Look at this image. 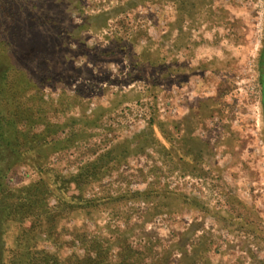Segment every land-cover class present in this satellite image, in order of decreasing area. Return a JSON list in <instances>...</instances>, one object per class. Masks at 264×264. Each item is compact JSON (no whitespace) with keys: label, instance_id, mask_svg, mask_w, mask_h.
I'll return each mask as SVG.
<instances>
[{"label":"rangeland","instance_id":"obj_1","mask_svg":"<svg viewBox=\"0 0 264 264\" xmlns=\"http://www.w3.org/2000/svg\"><path fill=\"white\" fill-rule=\"evenodd\" d=\"M97 255L264 264V0H0V264Z\"/></svg>","mask_w":264,"mask_h":264},{"label":"trees","instance_id":"obj_2","mask_svg":"<svg viewBox=\"0 0 264 264\" xmlns=\"http://www.w3.org/2000/svg\"><path fill=\"white\" fill-rule=\"evenodd\" d=\"M35 11H39V8H37ZM35 15L38 17L37 20L39 21V24H42L41 26H45V25L48 26V24H49L50 27H51L53 24L55 25V24L59 23V22H57L58 21L57 18L53 19V17L48 16L46 12L44 14V11H40V12H38ZM35 15L34 14L32 15V23L34 21ZM51 19H52V21L50 22ZM34 27H37V24H34ZM60 31L61 30L56 31V33L58 34V32H60ZM41 36L44 38L45 42L39 43V45L37 47L38 50L45 49V47H46V45L48 43V41H47L48 36L44 35V34H41ZM57 37L59 38V36H57L56 34L53 35V40L56 39ZM45 61L48 62L47 57H46ZM48 68H49V66L47 64H44V66L39 70V73L40 74L42 73V75L38 79L35 78V80H34V77H32V88H35L36 86L42 85V84H44L46 82L44 80L48 79V76H49L48 75L49 74ZM36 88H38V87H36ZM101 259L102 258L97 255V257L89 258V261H90L91 264H100L101 263ZM119 264H126V263L120 261Z\"/></svg>","mask_w":264,"mask_h":264}]
</instances>
